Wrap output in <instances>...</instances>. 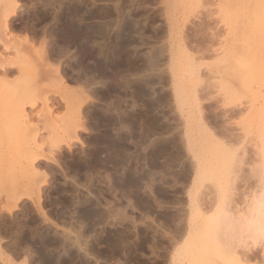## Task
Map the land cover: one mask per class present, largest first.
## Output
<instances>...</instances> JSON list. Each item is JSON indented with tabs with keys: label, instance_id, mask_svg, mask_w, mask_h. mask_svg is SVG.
<instances>
[{
	"label": "rangeland",
	"instance_id": "374dc122",
	"mask_svg": "<svg viewBox=\"0 0 264 264\" xmlns=\"http://www.w3.org/2000/svg\"><path fill=\"white\" fill-rule=\"evenodd\" d=\"M7 1L0 0V59H6L0 61V173L7 172L0 181V230L22 216L62 237L72 221L75 229H87L89 249L59 252L77 264H264V203L260 211L254 206L264 190V0H88L94 12H113L93 19L96 25L115 19L117 7L131 9L146 25L140 58L158 50L155 71L140 68V96L127 88L122 98L108 92L110 69L82 70L80 46L53 35L61 26L54 17L62 12L58 5L15 0L17 11L7 22ZM205 24L208 30H202ZM187 37L192 48L210 46L198 58L200 66L182 46ZM44 51L47 59L41 60ZM22 52H29L26 59ZM84 63L94 66L90 58ZM117 98L121 126L105 122ZM16 100L23 105L20 114ZM150 104L164 123L158 133L145 127ZM199 110L213 134L200 125ZM78 123L83 126L76 128ZM225 132L244 151L225 145ZM93 155L99 162L91 175L80 166ZM10 162L18 164L13 174ZM34 170L48 174V181L39 184ZM13 190L20 195L15 202L8 197ZM11 244L1 232L0 264L38 263L35 253L14 252ZM252 249L255 256L246 260Z\"/></svg>",
	"mask_w": 264,
	"mask_h": 264
},
{
	"label": "bare ground",
	"instance_id": "6f19581e",
	"mask_svg": "<svg viewBox=\"0 0 264 264\" xmlns=\"http://www.w3.org/2000/svg\"><path fill=\"white\" fill-rule=\"evenodd\" d=\"M39 0H36V2ZM72 0H44V5L45 6H55L58 5L59 9H62V12H59V14L54 13L56 17L59 21H61V26H58L56 28V30L53 32L54 36H59L61 39H63V41H65L67 43V45L69 44H74L77 46H80V48L83 50V55L81 54V58L79 63L77 64L80 68L84 69H89V70H93L94 72H98L99 74L102 73L103 71L109 70L111 71L110 75L108 76V79L110 80V83L108 84V92H118L119 95L118 98L121 97V92L123 91L122 89H126L130 88L133 89L131 91V93H135V95L137 94L138 96H140V93L143 91V86L140 83L141 81H139V71L141 70V66L144 67L143 70L145 71H151V73L153 72V70L155 71V68L157 67V63L159 60L158 57V50L154 47H152L153 49H151L152 51L149 50V53L147 56H145V58L142 60L140 58V55L137 53V49L139 48V46H141V44H145L146 43V38L142 37V35L145 34L146 32V25L140 21L139 19H137V17H135L134 12L130 11L124 13L123 10L120 7H117L116 9L118 10V12L116 13V17L115 19L112 18V20L110 19L109 22H107V24L105 23H100V24H92V20L97 18L96 20L101 19V18H105L108 17L110 15L113 14V12H111L112 10L107 9V11L102 13L98 10L96 12L92 11L91 8L88 6V0H84V5H81L79 3L75 2H71ZM249 1V0H247ZM254 1V0H251ZM225 2V1H224ZM256 2V1H255ZM257 3H261V2H257ZM32 4V3H31ZM230 4V3H229ZM33 5V4H32ZM249 5V4H247ZM263 5V3H262ZM6 8L3 10L4 11V17L5 20L8 22L10 21V19H12L13 15L16 13V9L18 7L17 3L15 0H8L5 3ZM227 6V5H226ZM261 6V5H260ZM43 7V6H42ZM51 7V6H50ZM245 7V6H244ZM264 7V6H263ZM262 7V8H263ZM103 8V7H102ZM58 9V11H59ZM264 9V8H263ZM104 10V9H103ZM246 10V9H245ZM260 10V9H259ZM62 13V14H61ZM37 14V13H36ZM42 14V13H41ZM40 14V15H41ZM61 14V15H60ZM42 16L44 17V15L42 14ZM48 16V15H47ZM46 16V18H47ZM137 16V14H136ZM11 17V18H10ZM41 17V18H43ZM114 17V16H113ZM10 18V19H9ZM32 18V17H31ZM30 18V19H31ZM40 18V17H39ZM45 18V19H46ZM29 19V20H30ZM114 19V20H113ZM33 20V18H32ZM54 20V18H53ZM105 20V19H104ZM108 21V20H107ZM207 21V20H206ZM55 22V21H54ZM100 22V20H99ZM208 23V22H207ZM34 24V23H33ZM202 30H208L209 26L207 24H205L204 26H201ZM34 31V30H33ZM53 31V30H52ZM211 31V30H210ZM223 31V30H222ZM179 34L181 37L182 36V30L180 29ZM218 32V31H217ZM208 32L203 31V38L204 36H207ZM219 33V32H218ZM37 34V33H36ZM141 35V38H139L138 36ZM154 35V37L157 36V33L152 34ZM213 35V34H212ZM226 36V35H225ZM153 37V36H152ZM201 37V36H200ZM202 38V37H201ZM59 39V38H58ZM190 39V38H189ZM188 37L185 39H182V46L185 50V52H187L193 59L194 63L196 66H200L202 64H200V59L198 60V58L202 57V55L204 54V52L206 51H210V46H204V47H195L192 48L194 46H189L188 45V41H189ZM57 40V39H56ZM212 41V40H211ZM222 41V40H221ZM64 42V43H65ZM191 42V41H190ZM214 43V42H213ZM211 44V43H210ZM223 44V43H222ZM95 45L97 48H95ZM201 45V44H200ZM205 45V44H204ZM189 46V47H188ZM198 46V45H196ZM203 46V45H202ZM70 47V46H68ZM219 47V46H218ZM217 47V48H218ZM228 47V46H227ZM66 48V47H65ZM238 48V47H237ZM236 49V47H235ZM19 51V50H18ZM236 51V50H235ZM239 51V50H238ZM237 51V52H238ZM20 52V51H19ZM67 52V51H65ZM195 52V53H194ZM233 52V51H232ZM23 53V52H22ZM21 53V56L23 57ZM26 56V54H28L27 52H24ZM23 53V54H24ZM45 55L40 56V59L42 60L47 59V54L44 51ZM217 53V52H216ZM220 54V52H219ZM230 54V53H229ZM234 54H238L235 53ZM32 55V54H31ZM30 55V58H31ZM233 55V54H231ZM234 55V56H235ZM227 56V55H226ZM229 56V55H228ZM27 57V56H26ZM25 57V59H26ZM39 57V56H38ZM233 57V56H232ZM88 58L91 59V61H93L94 66L93 67H86V64L88 63H84V60ZM24 59V58H23ZM33 59V58H31ZM43 59V60H44ZM140 60H142V63L140 62ZM1 61V59H0ZM6 62V59L1 61V62ZM20 61V59H19ZM31 61V60H30ZM144 61V62H143ZM9 62V61H8ZM15 61H13L14 63ZM18 62V60H17ZM29 62V61H28ZM11 62H9L10 64ZM200 65H199V64ZM14 64H18L19 66V62L18 63H14ZM35 64V61H34ZM37 64V63H36ZM11 65V64H10ZM9 65V66H10ZM28 65V64H27ZM32 65V64H31ZM30 65V66H31ZM29 66V65H28ZM30 66L28 67V69L30 68ZM12 67V66H11ZM21 67V66H20ZM39 67V66H38ZM38 67L35 66H31L30 69L38 71ZM5 70L9 72H11L10 68H8L5 65ZM25 68V66H24ZM21 69V68H19ZM18 69V70H19ZM26 69V68H25ZM24 69V70H25ZM27 69V70H28ZM38 69V70H37ZM13 70V69H12ZM23 70V69H22ZM142 71V70H141ZM24 72V71H22ZM33 72V71H32ZM30 73V71H29ZM34 73V72H33ZM80 73V71H79ZM92 73V72H91ZM106 73V72H104ZM149 73L147 75H149ZM199 73V72H198ZM83 74V73H81ZM93 74V73H92ZM109 74V73H108ZM155 74V73H154ZM32 75V74H31ZM95 75V74H94ZM103 75V74H102ZM146 75V74H145ZM82 76V75H80ZM138 76V77H137ZM149 82L153 83V78L149 75ZM79 78V77H78ZM225 79H222L223 81L226 80V77H224ZM93 79V78H92ZM201 79V78H200ZM233 79V78H232ZM91 80V79H90ZM148 81V80H147ZM161 81V80H160ZM230 81V80H229ZM234 81V80H233ZM240 81V80H239ZM226 83V82H225ZM242 83V82H241ZM227 84V83H226ZM230 84V85H229ZM231 83L229 82L228 85L231 87ZM152 85V84H151ZM152 88V87H151ZM210 88V87H209ZM107 89V88H106ZM208 89V88H207ZM129 90V89H128ZM154 90V89H153ZM125 91V90H124ZM130 92V91H129ZM202 92V91H201ZM125 95V94H124ZM136 95V96H137ZM151 95V94H150ZM110 96H112L110 94ZM117 98V99H118ZM122 98V97H121ZM121 100V99H120ZM119 99L118 100H113V102H111L110 107H108L106 109L107 112H109V114H107V118L105 120V122H107V120L111 119L112 121H115V125L117 126H121L122 122H123V117H122V112H121V101ZM136 100V99H135ZM143 101V100H142ZM157 102V101H156ZM16 105L18 106L16 108L17 113L20 114L22 112V102H20V100H16ZM146 105V104H145ZM263 105V104H262ZM154 105H149L146 108V111H144L145 114H143V119L145 120L146 124L145 127H148V130H152V132L154 131L155 133H158L159 130L162 128V126H164L159 119L158 116H154L153 114V109H154ZM156 109V108H155ZM95 110V109H94ZM241 112V111H240ZM79 113V111H78ZM103 113V112H102ZM114 113H116L114 115ZM17 114V115H18ZM136 114V113H134ZM235 114V113H234ZM93 115V114H92ZM112 115V116H111ZM132 115V114H131ZM199 123L202 127H204L207 132L209 133H214V131L212 130V127L209 125L206 117H204L203 111L199 110ZM237 115V114H236ZM142 117V116H141ZM136 119V118H135ZM125 120V119H124ZM137 120V119H136ZM163 120V119H162ZM104 121V120H103ZM133 121V120H131ZM143 122V123H145ZM96 123H101V120L99 119V117H97L96 119ZM141 123V122H140ZM85 125V124H84ZM113 125V124H112ZM141 125V124H140ZM83 126V124H76V128H79ZM108 127V126H107ZM114 127V126H113ZM91 128V127H89ZM167 128V127H166ZM113 129V128H112ZM121 129V128H120ZM164 129V128H163ZM170 129V128H169ZM105 130V129H104ZM167 130V129H166ZM98 131V130H97ZM101 131V130H100ZM147 131V128H146ZM163 132V131H161ZM227 132V131H226ZM224 133L225 138H223V142L225 143V145L228 146L229 144V148L233 149V150H237L242 152V150L244 151V147H240L239 144L236 143V145H233V143H231L232 141L236 140V136L233 134H227ZM108 133V132H107ZM77 134H79V132L77 131ZM98 134V133H97ZM104 134V133H103ZM153 134V133H152ZM116 135V134H115ZM125 135V134H123ZM120 136V135H119ZM144 136V135H143ZM119 138V137H118ZM122 139V138H121ZM238 139V138H237ZM94 141V140H93ZM241 141V140H240ZM96 142V141H95ZM93 144H96V143ZM240 143V142H239ZM242 144V143H241ZM56 146V144H55ZM93 146V145H92ZM54 147V146H53ZM96 147V146H94ZM103 147V146H102ZM95 150V148H94ZM35 151V150H34ZM82 151V150H81ZM77 153V152H76ZM81 153V152H80ZM89 153V152H88ZM102 153V152H101ZM79 154V153H78ZM90 154V153H89ZM98 154V153H97ZM100 155V154H99ZM91 156V155H90ZM87 156V157H90ZM94 156V155H93ZM86 157V156H85ZM92 157V156H91ZM95 158H90L88 159L84 164V166H80L81 168H85L86 172L89 171V173L91 175H93V170H92V165L93 163L98 161V158H96V156H94ZM80 158V157H79ZM83 158V157H82ZM100 158V156H99ZM75 160H79V159H75ZM103 160V159H102ZM104 161V160H103ZM102 161V162H103ZM241 161V157H240V153L239 156H237L236 158V163L238 165V162ZM35 162V160L33 161ZM79 162V161H78ZM84 162V161H83ZM99 162V161H98ZM119 162V161H118ZM122 162V161H121ZM17 164V163H16ZM16 164H12L10 162L9 165V171H13L15 169H17V165ZM30 164V163H29ZM26 166V164H25ZM97 166V164H96ZM17 167V168H16ZM24 167V166H23ZM95 167V166H94ZM21 168V167H20ZM96 168V167H95ZM19 169V168H18ZM24 169V168H23ZM107 169V168H106ZM183 169V168H182ZM187 173L190 172V168H186ZM83 170V169H82ZM100 170V169H99ZM105 170V169H104ZM16 171V170H15ZM18 171V170H17ZM16 171V172H17ZM97 171V170H96ZM81 172V171H80ZM6 173L7 172H2L0 173V181L4 180L6 178ZM82 173V172H81ZM80 173V174H81ZM12 174L8 180L9 184L12 182ZM34 174L36 176V179L39 180V184H43L45 181L47 182V176L48 174L44 173V172H40L38 170H34ZM47 175V176H46ZM34 176V177H35ZM89 176V175H88ZM87 176V177H88ZM95 176V175H94ZM93 176V177H94ZM97 176V175H96ZM95 176V178H96ZM29 177H31L29 175ZM100 177V176H98ZM97 177V178H98ZM102 177V176H101ZM100 177V178H101ZM92 178V177H91ZM91 178H89L88 181H91ZM193 178V177H192ZM196 178V176H195ZM50 180V178H48ZM86 179V178H85ZM100 179L97 180V182H99ZM102 180V179H101ZM43 182V183H41ZM50 182V181H49ZM53 182V181H52ZM61 182V181H60ZM96 182V184H97ZM137 182V181H136ZM48 184V183H47ZM88 184V183H87ZM41 185H38L37 190H40ZM13 188H16L15 186H11ZM57 187V186H56ZM90 187V186H88ZM97 188V187H96ZM42 189V188H41ZM94 189V188H93ZM99 190V189H98ZM74 191V190H71ZM96 191V190H95ZM63 192V191H62ZM75 192V191H74ZM71 192V193H74ZM52 193V192H51ZM65 193V192H64ZM94 193V192H93ZM54 194V193H53ZM75 194V193H74ZM41 195V194H40ZM66 195V194H65ZM73 195V194H72ZM86 195V194H85ZM46 196V195H45ZM53 196V195H52ZM8 197H11L14 199V202L17 201L16 199H18L20 197L19 195V191H15L13 190L11 192V194H9ZM41 197V196H39ZM51 197V196H50ZM86 197V196H85ZM10 198V199H11ZM51 199V198H50ZM57 199V198H56ZM65 199V198H64ZM77 199V198H76ZM85 199V198H84ZM83 199V200H84ZM89 199V198H88ZM12 200V199H11ZM68 200V199H66ZM57 201V200H55ZM64 201V200H63ZM252 201V200H251ZM87 202V200L85 201ZM92 203V202H91ZM264 203V190H262L258 195L255 196V201H254V205L255 208L257 210L260 211L262 204ZM52 204V203H51ZM61 204V203H60ZM56 205V204H55ZM59 205V204H58ZM70 205L73 207H76L78 205V201L77 200H73L70 202ZM264 205V204H263ZM65 206V205H64ZM67 206V205H66ZM70 206V207H71ZM251 206V205H250ZM56 207V206H54ZM263 208V207H262ZM69 209V208H67ZM71 209V208H70ZM73 210V209H72ZM252 210V209H251ZM250 210V211H251ZM254 210V209H253ZM262 210V209H261ZM27 211V208H26ZM71 211V210H70ZM105 211V210H104ZM59 212V210H58ZM253 212V211H252ZM22 213V212H21ZM25 213V212H24ZM32 213V212H31ZM30 213V214H31ZM60 213V212H59ZM12 214V213H11ZM17 214H20L17 213ZM16 214V215H17ZM95 214V213H94ZM98 214V212H97ZM256 214V213H255ZM22 215V214H21ZM27 215V214H26ZM79 215V214H78ZM108 215V214H107ZM3 216V215H2ZM5 216V215H4ZM13 216V215H12ZM30 216V215H29ZM84 216V215H83ZM22 216L18 217L16 216L13 220H11L8 225L6 226H2L1 228V232H3L6 235H10V237L12 238V244H11V248L12 251L20 253V252H24V251H29L30 253H35L36 254V259H37V264H77L76 262V258L75 260H71L72 261H68L65 260L63 255L61 254V252H59L60 248H65L67 251L71 250L73 247L75 248H84L85 250L83 251H88L89 249V244L85 240H83V237L88 235V231L87 229L84 227L82 228H77L75 229V223L73 224L72 221H69V227L70 230L67 232L66 235L64 236H60L58 231L56 230H49V229H45V227L43 228L42 225H32L30 224L31 219H27V217L25 218H21ZM59 217V215H58ZM68 217V216H67ZM85 217L87 218H91V214L88 213L87 211L85 212ZM3 218V217H2ZM12 218V217H11ZM73 218V217H72ZM222 218V217H221ZM25 219V220H24ZM83 219V218H82ZM7 220V219H6ZM36 220V219H35ZM68 220V219H67ZM74 220H76V218H74ZM85 220V219H84ZM101 220V219H100ZM33 221V220H32ZM77 221V220H76ZM224 221V220H223ZM79 222V221H77ZM81 222V221H80ZM37 223V222H36ZM84 223V222H83ZM4 224V223H3ZM40 224V223H39ZM43 224V223H42ZM86 224V223H85ZM91 224V223H90ZM45 225V224H44ZM50 226V225H49ZM84 226V225H83ZM92 226V225H91ZM86 227V226H85ZM52 228V227H51ZM89 229V228H88ZM90 231V230H89ZM0 232V233H1ZM62 233V232H61ZM72 236L74 238H72ZM64 237V238H63ZM70 238H72L70 240ZM90 242V241H89ZM93 245V244H92ZM9 247V245H8ZM94 247V246H93ZM75 248V250H76ZM91 248V247H90ZM94 249V248H93ZM61 251V250H60ZM78 251V250H77ZM91 252V251H90ZM63 253V252H62ZM69 253V252H68ZM74 253V252H73ZM80 253V252H79ZM86 252H84L85 255ZM89 253V252H88ZM87 253V254H88ZM26 254V252H25ZM29 256V255H28ZM65 256V255H64ZM67 256V255H66ZM72 256H74L72 254ZM79 256V255H78ZM255 256V252L253 251V249L251 251L245 252L244 253V258L247 260L249 258H253ZM31 257V255H30ZM85 257V256H84ZM88 257V256H87ZM35 258V257H34ZM86 258V257H85ZM83 258V261L84 259ZM35 259V260H36ZM88 259V258H87ZM27 260V259H26ZM26 260H24V264L30 263L27 262ZM30 260V259H29ZM89 261V260H88ZM82 262V260H81ZM90 263V262H87ZM80 264V263H79Z\"/></svg>",
	"mask_w": 264,
	"mask_h": 264
}]
</instances>
